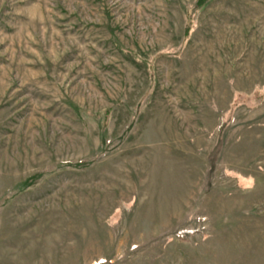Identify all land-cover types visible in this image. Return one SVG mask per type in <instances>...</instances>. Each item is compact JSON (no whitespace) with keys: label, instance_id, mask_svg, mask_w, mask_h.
<instances>
[{"label":"rangeland","instance_id":"obj_1","mask_svg":"<svg viewBox=\"0 0 264 264\" xmlns=\"http://www.w3.org/2000/svg\"><path fill=\"white\" fill-rule=\"evenodd\" d=\"M0 264H264V0H0Z\"/></svg>","mask_w":264,"mask_h":264}]
</instances>
